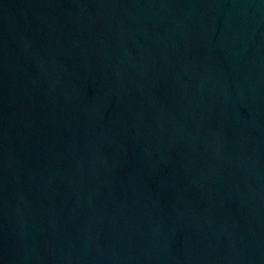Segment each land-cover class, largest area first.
<instances>
[{
    "label": "water",
    "instance_id": "95a60500",
    "mask_svg": "<svg viewBox=\"0 0 264 264\" xmlns=\"http://www.w3.org/2000/svg\"><path fill=\"white\" fill-rule=\"evenodd\" d=\"M0 264H264V0H0Z\"/></svg>",
    "mask_w": 264,
    "mask_h": 264
}]
</instances>
